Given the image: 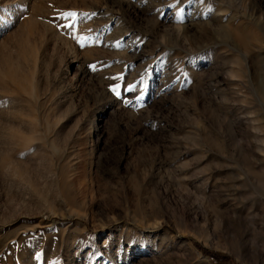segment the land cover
<instances>
[{
  "label": "rangeland",
  "instance_id": "rangeland-1",
  "mask_svg": "<svg viewBox=\"0 0 264 264\" xmlns=\"http://www.w3.org/2000/svg\"><path fill=\"white\" fill-rule=\"evenodd\" d=\"M0 264H264V0H0Z\"/></svg>",
  "mask_w": 264,
  "mask_h": 264
}]
</instances>
